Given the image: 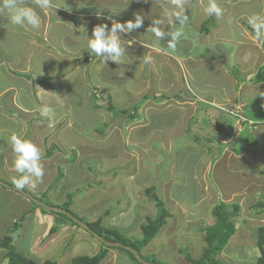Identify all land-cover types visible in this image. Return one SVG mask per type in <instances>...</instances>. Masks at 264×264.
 <instances>
[{"label": "rangeland", "instance_id": "1", "mask_svg": "<svg viewBox=\"0 0 264 264\" xmlns=\"http://www.w3.org/2000/svg\"><path fill=\"white\" fill-rule=\"evenodd\" d=\"M87 1L80 7L69 4L71 12L86 6L85 15H76L79 16L76 19L71 14L61 19L64 30L73 39L80 38L75 44L81 41L80 45L72 48V53L78 52L75 56H80L79 61L75 59L72 73L82 76L85 87V100L80 104L70 98L78 92L84 94L83 86H79L81 79L73 74L66 82L79 88L60 89V94L55 93L56 101L68 113L59 115L53 145L68 165H74L73 171L71 167L68 173V167L58 165L56 178H52L42 193L48 192L47 197L36 195L26 185L22 188L45 205L62 211L59 213L65 214L68 220L45 208L58 221L54 225L58 231L53 234L52 228H46L47 223L42 219L37 221L34 215L24 219L27 221L24 227L19 223L17 228L16 222L22 217L15 216L17 211L6 218L0 213V238L15 237L16 250L27 255L30 237L40 235L43 246L31 257L37 264L46 260L72 264L73 258L94 256L105 246L77 224L73 226L70 219L75 221L76 217L82 223H90L102 218L105 227L118 229L130 240L141 239V225L147 217L154 219L158 213L156 204L146 194L153 187L172 217L147 245L146 251L141 250V256L145 259L153 256L165 264H189L185 260L187 253L199 259L207 247L204 230L215 222L210 210L222 201L241 203L245 211L241 210L235 218L238 232L234 239L217 256L220 264H254L248 257L239 260L236 253L248 248V244L257 248V229L264 227V213L255 209L256 202H264V186H256V176L264 172V122L254 132L249 127L238 137L236 132L243 127L237 119L242 111L248 118L264 119V100L254 98L259 91H264V82L256 85L250 81L264 65V32L258 38L250 23L254 17L264 20V0H214L222 10L219 17L206 15L210 0H180L187 19L175 49L167 46L171 36L165 35L157 43L155 35L147 31L153 27V20H161L156 27L166 33L180 27L175 16L170 15L181 11L174 0ZM136 13L143 16V24L121 34L120 42L126 49L122 64L111 60L105 64L100 57L90 55L87 42L94 26L107 23L110 28L108 17L124 23L134 20ZM203 24L210 29L209 33L202 32ZM6 39L11 44L10 50L18 53L21 45L16 37L7 35ZM6 55L18 58L19 63L23 57V53ZM84 56L94 58L85 61ZM27 62L26 68L31 72L22 73L17 65L19 71L14 72L21 75L17 81L40 83L34 77L33 59ZM13 63L10 61L7 68L11 69ZM94 92H103L118 110H127V113L115 115L108 111L106 101L101 100L105 98L95 96ZM94 96L98 108L94 106ZM69 98L72 103L67 102ZM1 107L10 109L6 103ZM7 111L11 115V110ZM18 113L10 118L4 113L6 121L11 120L17 129L14 122L21 119ZM5 125L2 119L0 129H7ZM21 132L24 131L17 134ZM40 164L43 175L47 170H54L51 161H40ZM0 182L17 185L6 176H1ZM255 190H259L256 196ZM22 196L16 198L17 205ZM1 203L3 208L9 204ZM66 206L70 212L65 210ZM260 213L259 217L250 216ZM52 242L54 248L50 246ZM238 245L242 248L238 249ZM177 247L183 255L176 256ZM164 248L169 255L161 253ZM109 253L129 256L120 248Z\"/></svg>", "mask_w": 264, "mask_h": 264}, {"label": "crops", "instance_id": "2", "mask_svg": "<svg viewBox=\"0 0 264 264\" xmlns=\"http://www.w3.org/2000/svg\"><path fill=\"white\" fill-rule=\"evenodd\" d=\"M23 2L28 6L33 7L39 14L41 20L39 28L34 29L28 25H14L10 22V20H8L6 14H0V44H2V46H0V48H2V51L0 49V53H1L0 54V99L1 98L3 99L2 102L0 101V121L3 119V122L6 124L5 127L7 126V129H5L4 127L0 129V178L1 176L4 177L6 176L12 182L15 180L16 177L21 178L22 174L18 173L14 168L13 162L15 159V153H13L8 141L12 134H17L18 131L22 130L24 132H21V134L19 135L17 134V135L20 136L22 139L30 140L40 148L41 161L46 160L47 162L48 161L53 162L54 170H52V172L47 170L46 172H44V175L42 177L40 178L34 177V179L33 178L30 179L29 183L25 184L36 195H41L43 192L47 190L45 189V187L48 186V184H50L52 178L53 177L56 178L57 172L59 171L58 165L60 167H65V168L68 167L69 168L68 173L70 172L71 167L73 171L74 165L73 166L68 165V163H66L64 159V155L62 153H59L57 150H55L56 146L53 145L55 141L54 126L56 122L57 121L59 122L60 120V119L58 120L59 115L61 114L65 115L68 113L67 112L68 110L64 109L63 104L62 103L58 104V102L56 101L57 99L55 98V93L60 94V89H65L70 87H74L78 89L79 86L82 85L84 94L81 95L78 92L70 96V98L74 99L76 104L77 102L78 104H80L79 102H81V100L83 99L85 100V87L82 82V76L80 74L72 73V70H74L72 68L80 59V56H75V54H77L78 52L72 53V48L75 49L76 46L80 45L81 41L79 42V45H75L80 38L73 39V37L69 35L68 31L66 29L64 30L63 28L64 24H62L63 22L61 21V19L69 18L71 17V14L72 16L85 15V13H87L86 6L82 7V10L78 8V10H74L73 12H71L69 8V4L74 3L73 5H75L76 7H80L81 4L84 5V3H87L88 1L87 0H83V1L51 0V7L47 10L40 9L36 5L35 0H23ZM118 12L123 14L121 11ZM78 17L76 16V19H79ZM115 19L117 20L116 17H114V20ZM7 35L10 36L14 35L16 39L19 41L21 46L18 53L12 52L10 50L11 44L9 40L6 39ZM23 49L25 51H23ZM7 53H9L10 56H16L20 54L22 55L23 53V57L25 58L20 57L22 61L21 63H19L18 58L9 57L6 55ZM2 54H5V56ZM31 58L33 59L36 65V71L34 72V77L35 78L38 77V79L41 80V82L38 83L34 81L30 84L28 80L17 81V77L21 75L18 72H14V71L16 70L19 71L18 69L19 66L21 68L20 70H22V73H26V74L30 73L31 71L28 72L29 69L26 68L27 67L26 62L28 59ZM75 59L77 61H75ZM10 61H13L14 63L11 65V69H8L7 64ZM6 68L8 70L7 73H5ZM72 74L74 75V77L81 79L80 85L78 87H75L74 85L72 86L71 82L69 81L66 82V79ZM21 82L24 84H21ZM31 87L33 89H31ZM15 88H19L20 91L16 92ZM30 95L32 97H30ZM90 95L91 93H89V96ZM70 98L67 100V102L72 103ZM84 102L85 101H83V103ZM4 103L8 104L10 106V109H5L6 110L5 111L1 107L4 106ZM44 107H48L51 109V112L49 113L48 116L41 115V109ZM7 110H11V115H9ZM19 110L21 111L19 112ZM3 112L7 114L9 118L15 116L19 112L18 114L21 119L18 122H14L18 126V129L12 123L11 120L10 121L7 120L8 122L6 121ZM252 119L253 118L251 117L250 121L254 122L255 125L253 127H250L252 129L249 130H253L254 132L257 126L262 125L264 119H259V118L253 120ZM239 135H237V137ZM255 152L257 151L255 150ZM257 165L258 164H256V166ZM261 174L264 175V172H261ZM263 175L256 176L258 179V181L256 180L257 187L261 188L262 186H264V181L262 180ZM5 184L3 183V185H0V213L5 218L17 211L15 216L16 217L22 216L20 218V221H18L20 224L22 223V227H24V224L27 223V221H24V219L26 220V217H29L31 215H34L35 219H38L37 221L42 219L43 222H46L47 223L46 228H53L54 225H56L55 218L49 216L48 213L43 212L39 208H35L34 206L32 207V202L27 197L22 196L21 199L23 200L19 202V204L17 205L16 198L22 195L15 190V188H18V186L14 184L15 187H13ZM249 184L250 183H247V185ZM249 187H251V184L249 185ZM257 191L259 192V190H255V196L258 195ZM34 197L36 198L35 195ZM1 201H6L9 204H6V207L3 208L2 207L3 203H1ZM227 204H231V203H227ZM214 206L212 207V209L214 208ZM13 207L15 208L14 212H12ZM212 209L210 210V212H212ZM241 210L245 211V209L242 207ZM241 212L242 211H240L239 215L241 214ZM261 213L257 215L250 214V216L259 217L261 216ZM254 221H256V219ZM259 228L257 229V232ZM21 231L17 234L19 235ZM34 232L35 231L33 230L32 234H34ZM237 232L238 231L236 230V233ZM14 239H13L14 241L13 245L15 247L16 240ZM39 239H40V235L37 234L36 237L35 234L34 236L30 237V245L28 246V250H30V254H27L26 256L32 257L37 255L36 253H38L41 247L43 246V244L41 245V241ZM231 239H234V236ZM51 245L52 248H54L53 247L54 242L50 243V246ZM256 245L257 248L259 249L257 243ZM238 246H237L238 249L242 248L240 245ZM247 246L248 248L245 249L243 248L241 251H237L236 256H239L238 257L239 260L248 257L249 260H254V264H256L258 259L261 257L260 249L258 252V249L255 248V246H251L249 244ZM180 250L182 249H178L177 247L176 256L177 255L181 256ZM226 250H228V248ZM158 252H160V250H158ZM6 253H7L6 250L0 249V264H2L3 262L6 263L5 262ZM21 253L24 252L21 251ZM161 253L168 255L170 254L167 248L162 249ZM113 254L109 253L101 264H110V262L111 264H137L129 256H122L117 253H113ZM111 255H113V257H111Z\"/></svg>", "mask_w": 264, "mask_h": 264}, {"label": "trees", "instance_id": "3", "mask_svg": "<svg viewBox=\"0 0 264 264\" xmlns=\"http://www.w3.org/2000/svg\"><path fill=\"white\" fill-rule=\"evenodd\" d=\"M202 32L209 33L210 29L206 26V24L202 25L201 28ZM252 30V29H251ZM97 57V56H96ZM241 81L243 79L241 78ZM252 83L259 84L264 82V65L257 71V73L251 77L250 80ZM95 96H97V93H93ZM95 96L92 98L94 99V106L98 108L95 104ZM98 97V96H97ZM148 99L145 97V100ZM108 104H107V110L114 113L115 115H119L121 113H127V110H118L109 100L108 97ZM136 113H134L135 115ZM133 115V116H134ZM131 116V119H136L135 116ZM241 117H244L250 121V118L246 117V112H243L237 116V119H240ZM253 120V119H252ZM254 123V122H253ZM259 124V123H258ZM248 125V124H247ZM255 125V123H254ZM253 125V126H254ZM249 127L250 126H246ZM245 127V128H246ZM244 128V129H245ZM248 128V129H249ZM242 129V131H244ZM102 132V131H101ZM60 170V169H59ZM61 176V174H60ZM49 193H45L43 196L47 197ZM146 194L151 198V200L156 204L158 208V213L156 217L150 218L147 217L145 222L141 225V231H142V238L136 239V240H130L128 237L123 235L118 229L114 228H107L102 224V218H99L95 222L85 223L93 232H95L97 235L101 236L105 240L109 242H118L122 243L126 246L131 247L135 251H137L141 257L142 260L146 262H150V264H165L160 261H157L155 257L151 256L148 257L149 259H145L143 256H141V250L153 240L158 235V233L161 231V229L167 225V220L172 217V214L165 208L164 202L159 199L158 195L155 193V190L153 187L148 188L146 190ZM40 200V199H39ZM42 202V200H40ZM34 204V203H33ZM44 204V203H43ZM47 204V203H46ZM67 205V204H65ZM36 206L35 208H40L38 205L34 204ZM68 206V205H67ZM65 207V210L70 212L68 210V207ZM70 206V205H69ZM52 207V206H51ZM59 208V207H58ZM255 209L259 212H264V202H257L255 204ZM43 212H46L42 208ZM241 211V206L239 203H231L227 204L225 202H219L214 206L212 209L211 215L213 220L215 222L211 224L210 226L206 227V230H204V240L207 244V247L204 249L202 256L199 259L193 258L192 255L187 253L185 255V259L189 264H220V260L217 256H219L227 244L229 243L230 239L236 234V222L235 218L238 217L239 213ZM107 215L110 214V211L106 212ZM74 217L75 215L71 213ZM60 216L65 217L67 219V216L65 214L59 213ZM76 218V217H75ZM68 220V219H67ZM62 221V220H61ZM73 226H76V223L70 219ZM58 221H56L57 223ZM16 227L19 228L20 224L19 222H16ZM58 231L57 227H53L51 229V233H56ZM13 238L6 236L3 238H0V249L6 250L7 253L5 254V262L6 264H37L34 259L31 257H28L24 255L23 253H20L16 250V248L13 245ZM257 244L261 252V257L258 259L256 264H264V227L259 228L258 230V239ZM103 247L96 255L94 256H88V255H80L72 259V264H101L103 260L107 257L110 250L113 249L111 247H108L104 245ZM129 256L130 258L135 261L137 264H140L138 260L136 259L135 255L132 254L129 251H126L122 248H120ZM181 255H183V251L180 250ZM150 260V261H149ZM43 264H58V262L53 260H47Z\"/></svg>", "mask_w": 264, "mask_h": 264}, {"label": "clouds", "instance_id": "4", "mask_svg": "<svg viewBox=\"0 0 264 264\" xmlns=\"http://www.w3.org/2000/svg\"><path fill=\"white\" fill-rule=\"evenodd\" d=\"M35 3L42 10H47L51 7V0H35ZM174 3H176L177 6L181 8V11L173 12L170 15L175 16V19L179 22L180 27L175 31L166 33L156 27V25L161 24L162 21L153 20V27L148 28L147 30L151 31L155 35L157 38V43L165 35L171 36V40H169L167 44V46L171 49H175L176 43L183 35L184 24L187 19V17L183 15V6L180 3V0H174ZM205 13L208 16L215 15L219 17L222 13V10L217 6L214 0H210L208 6L205 8ZM0 14H6L8 20H10V22L14 25H28L34 29L40 27L41 20L39 14L33 7L25 4L23 0H0ZM99 17L100 14L97 13V18ZM108 19L111 20L110 28L107 23H100L94 26L92 35L88 38L87 49L90 55L94 54L95 56L100 57L102 62L105 64L108 60H111L114 63L120 65L125 61L126 58V49L121 45L120 42L121 34L129 33L134 29L140 28L143 24L144 18L139 13H136L134 20H128L124 23H121L117 20H112L111 17H108ZM250 23L252 24L256 31L257 37L259 38L261 33L264 32V20L260 19L259 17H254L250 20ZM93 58L94 56L83 57L85 61H92ZM93 90H96V88H92V91ZM97 94L100 97H106L103 92H97ZM256 97H260L262 100H264V91H259L254 98ZM95 104L97 103L95 102ZM262 107H264V104H262ZM50 112L51 109L48 107L41 109L42 116H48ZM238 120H240L241 123L242 119L240 118ZM245 127L243 125V129ZM8 142L13 153H15V159L13 162L14 168L18 173L22 174L20 179L14 180V183H16L18 187L23 188L25 184L29 183L30 177H42L43 169L40 164V148L30 140L22 139L17 134H12Z\"/></svg>", "mask_w": 264, "mask_h": 264}, {"label": "water", "instance_id": "5", "mask_svg": "<svg viewBox=\"0 0 264 264\" xmlns=\"http://www.w3.org/2000/svg\"><path fill=\"white\" fill-rule=\"evenodd\" d=\"M0 185H3L2 182H0ZM15 190L17 192H19L20 194L24 195L25 197H27L32 203H36L38 204L39 206H41L42 208H46V210H50L51 212H55V213H59V212H62L60 210H58L56 207H50L48 205H45L43 204L42 202H40L37 198H35L34 196H32L31 194L29 193H26L23 189L21 188H15ZM67 214V212H65ZM75 219V223L80 226L82 229H84L85 231L89 232L90 234H92V236H94L97 240H99L101 243H103L104 245L108 246V247H112V248H122L126 251H129L131 252L132 254L135 255L136 259L138 260V262L140 264H149L147 262H145L144 260L141 259L139 253L137 251H135L134 249H132L131 247L129 246H126L122 243H118V242H109L107 240H105L104 238H102L101 236L97 235L95 232H93L85 223H82L80 220Z\"/></svg>", "mask_w": 264, "mask_h": 264}, {"label": "built area", "instance_id": "6", "mask_svg": "<svg viewBox=\"0 0 264 264\" xmlns=\"http://www.w3.org/2000/svg\"><path fill=\"white\" fill-rule=\"evenodd\" d=\"M242 125H244V127L248 124L250 127L251 126H253L254 125V123L253 122H251V121H247L246 119H243L242 120ZM241 124V123H240ZM241 127V129L239 130V132H241L242 131V129H243V127L242 126H240Z\"/></svg>", "mask_w": 264, "mask_h": 264}, {"label": "bare ground", "instance_id": "7", "mask_svg": "<svg viewBox=\"0 0 264 264\" xmlns=\"http://www.w3.org/2000/svg\"><path fill=\"white\" fill-rule=\"evenodd\" d=\"M103 98V97H102ZM108 96H106L105 97V99H101V100H105L106 101V103L108 104ZM97 101H99V99L97 100ZM106 104V105H107ZM241 119L243 120V119H246V118H244V117H241ZM247 121H249L248 119H247ZM246 126H248V125H246ZM251 127H253V126H251ZM242 132V131H241ZM241 132H236L237 133V135H239ZM232 139H234V138H232ZM229 142H231V141H229ZM226 203V202H225Z\"/></svg>", "mask_w": 264, "mask_h": 264}]
</instances>
